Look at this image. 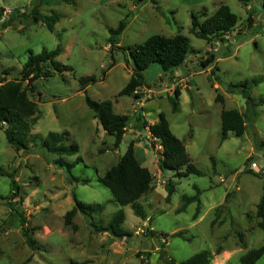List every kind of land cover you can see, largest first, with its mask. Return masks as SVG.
<instances>
[{
	"label": "rangeland",
	"instance_id": "374dc122",
	"mask_svg": "<svg viewBox=\"0 0 264 264\" xmlns=\"http://www.w3.org/2000/svg\"><path fill=\"white\" fill-rule=\"evenodd\" d=\"M263 0H0V73L20 77L29 53L61 46L56 61L60 72L33 83L28 96L37 105L38 119L26 136L27 149L16 151L0 123V264H163L180 263L209 251L210 264H239L249 250L264 244L255 217L264 185V9ZM219 5L237 17L235 31L210 42L190 33L191 15L203 21ZM33 9L59 15L53 31L35 22ZM18 12L14 15V11ZM252 24L248 26V19ZM124 21V31L110 30ZM186 36L190 52L185 64L162 76L158 65L144 72L137 97L119 95L131 76L129 50L153 35ZM205 54L214 62L202 67ZM63 67H67L64 69ZM91 77L82 85L80 78ZM258 82L255 84V82ZM246 83L252 105L233 87ZM179 89L180 95H173ZM217 96L223 102H217ZM109 101L115 114L126 115V131L119 146L107 134L85 98ZM173 99L177 104L172 111ZM235 109L246 130L221 141L220 114ZM163 114L172 134L185 146L201 176L159 170V144L143 127ZM49 133L64 135L66 146L78 153L64 156L73 163L70 181L59 167L60 156L41 142ZM133 143L142 167L153 176L152 189L139 201L145 218L130 206H119L100 183L103 174ZM184 169H181L183 171ZM84 181V182H83ZM174 191L168 202V183ZM200 191L199 202L182 198ZM226 195H229L225 202ZM89 207L76 213L71 225L64 216L74 200ZM122 213L129 237L116 238L105 227ZM24 227L34 241L31 248ZM255 264H264V257Z\"/></svg>",
	"mask_w": 264,
	"mask_h": 264
},
{
	"label": "trees",
	"instance_id": "16d2710c",
	"mask_svg": "<svg viewBox=\"0 0 264 264\" xmlns=\"http://www.w3.org/2000/svg\"><path fill=\"white\" fill-rule=\"evenodd\" d=\"M244 1V0H239ZM264 9V0L262 2ZM18 12L14 11V15ZM34 21L43 23L49 31H53L54 24L58 21L59 15L52 12L50 15L43 16L37 9L31 12ZM237 17L231 12L228 6L219 5L215 12L206 17L203 21L199 20V15H191L190 33L195 37L210 42L214 38L223 39L235 31ZM252 24L251 18L248 19V26ZM126 27L124 21H121L117 28L110 30V40L113 36L121 34ZM112 43V40L110 41ZM61 46L58 45L54 50L47 51L43 49L39 54L29 53L26 62L20 72L19 78H8L7 72L0 73V123L5 125L4 134L7 142L15 148L16 151L26 150V136L30 133L33 125L38 119V110L36 103L30 99L28 92H33V83L39 78H49L60 72L61 65L56 58L61 53ZM190 52V41L186 36L176 34L172 37L163 35H153L142 44H139L129 50L128 57L131 62V76L126 86L120 91L119 95H133L137 97L139 88L144 84V72L152 64L160 67L162 76L164 73L170 72L171 69L185 64ZM214 62L213 55L205 54V59L200 61L202 67H207ZM66 69L67 67H63ZM93 79L91 77L80 78V83L84 86ZM255 84L258 82L254 81ZM240 89L242 97L248 105H252V99L249 95L246 83L234 85ZM173 95L177 98L180 95L179 89H175ZM87 106L93 111L94 117L98 120L103 130L114 137V147H118L122 141L126 131L128 117L126 115H118L113 112L112 104L109 101L95 102L85 98ZM217 102H223L221 96H217ZM172 111L177 109L176 102L171 99ZM143 127L148 128L150 137L159 144L161 152L158 155L157 163L159 170H171L182 176L197 175L202 173L191 163L186 153L184 144L176 138L163 114H159L158 120L147 125L143 118ZM221 123V141L227 139L231 133L235 137L244 134L246 125L244 117L237 110H223L220 114ZM64 135L57 133H49L41 142V146L50 153L60 156L58 160L59 167H62L67 173L70 181H79L71 174V169L75 166L73 163H66L64 156L75 155L78 153V146L72 144L66 146L64 143ZM142 161L137 158L135 146L131 142L124 155L119 161L109 168L100 178V183L104 185L110 192L114 202L119 206H130L133 213L145 218V214L138 201L152 189L153 176L148 169L142 167ZM181 169H184L181 171ZM84 182V181H83ZM168 195L165 198L169 201L174 191L173 184L168 183ZM196 194L193 197L184 196L182 200L184 205L179 210H183L185 206L193 201L199 202L200 191L195 187ZM229 195H226L225 202ZM74 207L66 212L64 221L66 225H71V220L76 213L88 215L85 209L97 208L100 205L89 207L79 202L75 198ZM22 222V232L26 238V243L33 248L29 231L24 227V219L19 214ZM255 217L258 219V228L264 232V185L263 192L259 202L256 204ZM124 220L122 213H116L112 216L105 227H95L100 232H108L116 238L129 237L130 234L122 229L121 224ZM264 257V244L259 248L247 251L239 260V264H255ZM163 264H210L211 255L209 251H200L184 262L175 263L160 257ZM68 264H82L77 261H71Z\"/></svg>",
	"mask_w": 264,
	"mask_h": 264
},
{
	"label": "built area",
	"instance_id": "2783aa9c",
	"mask_svg": "<svg viewBox=\"0 0 264 264\" xmlns=\"http://www.w3.org/2000/svg\"><path fill=\"white\" fill-rule=\"evenodd\" d=\"M137 93V92H136Z\"/></svg>",
	"mask_w": 264,
	"mask_h": 264
}]
</instances>
